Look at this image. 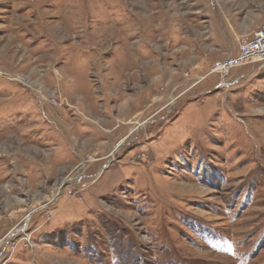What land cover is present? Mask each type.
Instances as JSON below:
<instances>
[{"label": "rangeland", "instance_id": "374dc122", "mask_svg": "<svg viewBox=\"0 0 264 264\" xmlns=\"http://www.w3.org/2000/svg\"><path fill=\"white\" fill-rule=\"evenodd\" d=\"M263 26L264 0H0V264H264V64L215 68Z\"/></svg>", "mask_w": 264, "mask_h": 264}, {"label": "built area", "instance_id": "2783aa9c", "mask_svg": "<svg viewBox=\"0 0 264 264\" xmlns=\"http://www.w3.org/2000/svg\"><path fill=\"white\" fill-rule=\"evenodd\" d=\"M248 63L264 64V26L259 28L252 38L241 42L237 56L229 55L224 61L218 62L215 68L216 71L228 76L233 68Z\"/></svg>", "mask_w": 264, "mask_h": 264}, {"label": "water", "instance_id": "95a60500", "mask_svg": "<svg viewBox=\"0 0 264 264\" xmlns=\"http://www.w3.org/2000/svg\"><path fill=\"white\" fill-rule=\"evenodd\" d=\"M34 212H35V211H33L32 213L29 214V218H30V216H31Z\"/></svg>", "mask_w": 264, "mask_h": 264}]
</instances>
